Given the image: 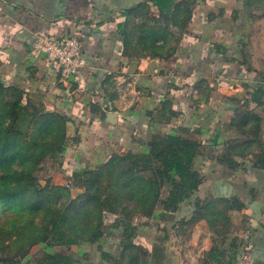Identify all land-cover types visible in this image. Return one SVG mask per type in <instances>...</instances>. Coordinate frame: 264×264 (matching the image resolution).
I'll use <instances>...</instances> for the list:
<instances>
[{
	"label": "crops",
	"instance_id": "1",
	"mask_svg": "<svg viewBox=\"0 0 264 264\" xmlns=\"http://www.w3.org/2000/svg\"><path fill=\"white\" fill-rule=\"evenodd\" d=\"M75 30L84 67L67 92L32 35ZM0 87L30 110L66 118L63 165L52 163L49 176L73 196L82 187L72 172L144 152L151 140L201 144L193 168L202 178L173 210L161 194L152 213L130 217L129 229L109 217L95 240L40 243L0 264H264L258 0H173L169 13L150 0H0ZM198 198L209 208L197 216Z\"/></svg>",
	"mask_w": 264,
	"mask_h": 264
},
{
	"label": "trees",
	"instance_id": "2",
	"mask_svg": "<svg viewBox=\"0 0 264 264\" xmlns=\"http://www.w3.org/2000/svg\"><path fill=\"white\" fill-rule=\"evenodd\" d=\"M150 1L166 13L170 12L173 3V0ZM258 2L260 6H264V0ZM153 109L148 111V115ZM66 122V118L58 113L37 112L22 106L19 94L0 87V241L12 239V245L9 241L2 250L9 249L8 253H13L0 256V262L20 259L40 243L70 246L95 240L102 235L101 230L88 240H78L72 232L69 211L53 204V186L49 184V179L40 180L35 174L46 159L63 165ZM200 148L199 143L179 139L172 142L151 140L148 150L144 152L115 154L104 163L95 164L82 172H72L71 183L74 187L81 185L82 192L73 196L69 189L65 193L74 203L77 200L86 204L97 201L98 199L90 195L91 190L97 188L89 176L94 177L93 174L101 168L102 172L106 170L103 167L107 164L110 168L107 171L112 172L117 162L129 161L130 168L127 169H134L125 173L127 179L120 188L130 200L139 203L140 207L120 208L117 197L121 191L115 188L107 190L106 195L97 201L103 224L107 218L113 217L114 225L129 229V220L133 214L146 215L154 211L160 189L165 183L171 184L165 202L167 210L175 209L198 190L202 178L193 168V162ZM15 161L17 168L14 167ZM148 172L151 173V178L136 175ZM62 189L60 192L63 193ZM195 202L199 210L206 211L209 208V203H205L204 199L198 198ZM25 216L29 219L27 222ZM16 243L17 246H14Z\"/></svg>",
	"mask_w": 264,
	"mask_h": 264
},
{
	"label": "rangeland",
	"instance_id": "3",
	"mask_svg": "<svg viewBox=\"0 0 264 264\" xmlns=\"http://www.w3.org/2000/svg\"><path fill=\"white\" fill-rule=\"evenodd\" d=\"M165 38L166 39L169 38L168 40H169L170 44H172V42H173L172 39H174V35H172V34L166 35L165 34ZM170 40H172V41H170ZM203 88H204V86H203ZM201 91H203V90H201ZM27 140H29L28 137H27ZM263 150H264V145H263ZM123 154H125V153H123ZM16 163H17V161H15L14 167L17 168ZM52 163L58 164V163H55L54 161H51L50 159L44 160V162L41 163V165H40V169L38 171H36L35 174L40 180L49 179V181H50L49 184L51 185V187L53 186L52 187L53 189L51 192L52 199L54 200L53 204L55 205V207L64 208V209H67L69 211V219H70V225L72 227V232H73V235L78 238V240H88V239L93 237L94 233L101 231L102 228L105 227V225L103 224V221H102V217L100 216L101 209H100L97 201L100 200V198H102L104 195H106L107 190L115 188L117 191L118 190L121 191V193L117 197L118 198V206L120 208L126 207L129 209L131 207H140L139 203L134 202V200H130V198H128V196L125 195L124 191L121 190V188H120V186L121 185L123 186L126 182L127 176H125V173L127 171L129 172L132 169H134L133 167H132V169H127V168H130L129 161L122 160V161L117 162L116 164H114V165H116V167L113 168L112 172L107 171V169H110V168H108V164H107V166L103 167V170H104V168H107L106 170H104L102 172V168H101V170H98L97 172H95L93 174L94 177L89 176L90 180L96 184V188H97L96 190H91L90 195L92 197L98 199L97 201H94V202L90 201L89 204L82 203V201H78V200H77V202L74 203V201H72V199L66 195V193L69 191V189L72 190V188L67 187L66 186L67 183H64V182L60 183L58 181H55V179H53L52 176H49V172H50L49 170L52 171ZM56 169H59V166H57ZM133 172L135 173V170H133ZM100 173H101V175H98ZM122 173H123V175H122ZM136 175H140L143 178H151L150 177L151 173H149V172L144 173V175H142V173H138ZM92 182H89V183H92ZM78 187L81 188L82 186L79 185ZM62 188H64V190ZM60 189H62L63 193L60 192L61 191ZM170 190H171V184L169 182H167L160 189V195L161 194L162 195H168ZM89 200H91V199H89ZM218 208H219L218 210L220 211L222 209L221 205ZM202 210H204V209H201V210L197 209V216L201 212L205 211V210L204 211H202ZM24 219L26 220V222L29 220L26 218V216ZM194 221L195 220L192 219L189 223L193 224ZM218 221H219V223L217 221H215L213 227L220 226L222 224V220H218ZM189 225H191V224H188L187 226H189ZM183 226H185V224H183ZM187 230H188V227L182 228L180 230L182 237L188 236ZM9 241L11 242V245H12V239H10L8 241L7 240L0 241V256H9V255L13 254V253H8L9 249L2 250L3 247H5ZM14 246H17V243ZM14 246H12V247L14 248Z\"/></svg>",
	"mask_w": 264,
	"mask_h": 264
},
{
	"label": "built area",
	"instance_id": "4",
	"mask_svg": "<svg viewBox=\"0 0 264 264\" xmlns=\"http://www.w3.org/2000/svg\"><path fill=\"white\" fill-rule=\"evenodd\" d=\"M32 39L42 51L44 63L57 74L68 92L69 86L84 67L80 30L55 35L34 33ZM66 186L69 187L68 184Z\"/></svg>",
	"mask_w": 264,
	"mask_h": 264
},
{
	"label": "water",
	"instance_id": "5",
	"mask_svg": "<svg viewBox=\"0 0 264 264\" xmlns=\"http://www.w3.org/2000/svg\"><path fill=\"white\" fill-rule=\"evenodd\" d=\"M107 115H109V114H107ZM112 116H113V114H112ZM112 116H111V117H112Z\"/></svg>",
	"mask_w": 264,
	"mask_h": 264
}]
</instances>
